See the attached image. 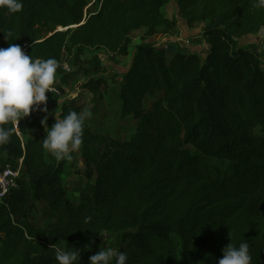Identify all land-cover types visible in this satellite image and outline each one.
Segmentation results:
<instances>
[{"label":"trees","instance_id":"trees-1","mask_svg":"<svg viewBox=\"0 0 264 264\" xmlns=\"http://www.w3.org/2000/svg\"><path fill=\"white\" fill-rule=\"evenodd\" d=\"M171 1L22 0L20 12L0 8V48L19 44L58 65L71 58L59 84L82 80L79 90L100 98L110 80L98 54L127 56L133 33L146 29L114 82L120 118L135 128L120 140L84 122L76 202L63 182L65 162L42 147L46 131L28 136L22 118L20 140L8 125L0 170L23 157L26 178L0 204V264H58L57 248L76 249L89 264L106 250L96 244L104 234L120 238L126 264H218L229 243L245 241L252 264H264V67L255 47L239 45L264 34V8L257 0H174L189 27L203 25L209 49L206 58L176 51L168 61L144 40L175 27L163 13ZM85 50L93 55L83 58ZM71 111L81 113L77 97L61 103L58 119Z\"/></svg>","mask_w":264,"mask_h":264},{"label":"clouds","instance_id":"clouds-1","mask_svg":"<svg viewBox=\"0 0 264 264\" xmlns=\"http://www.w3.org/2000/svg\"><path fill=\"white\" fill-rule=\"evenodd\" d=\"M257 7L264 8V0H257ZM0 8H6L12 13L22 11V0H0ZM6 41L13 39V33H4ZM58 63L54 58L33 59L25 53L19 44L9 43L7 48H0V145L9 142L14 131L10 124L18 126L19 121L31 112H48L46 93L52 91L57 82ZM44 105V107H40ZM92 115L90 109L82 114L69 112L64 118L57 119L49 128L42 147L50 152L56 160H72V153L79 150L83 144L84 122ZM44 117L42 123L46 121ZM91 217H85L88 223ZM223 251V257L218 264H252L249 244L241 242L238 246L229 243ZM59 264H78L80 252L55 250ZM127 253L114 248L99 250L89 257V264H126Z\"/></svg>","mask_w":264,"mask_h":264},{"label":"rangeland","instance_id":"rangeland-1","mask_svg":"<svg viewBox=\"0 0 264 264\" xmlns=\"http://www.w3.org/2000/svg\"><path fill=\"white\" fill-rule=\"evenodd\" d=\"M90 1L89 6L93 3L94 0ZM97 9V5H92L89 8L90 12H94ZM87 10V9H86ZM163 13L167 16L168 19L175 21V27L169 31L167 34L155 35L151 38H145V42L151 43L156 47L163 48L166 52V58L169 61L176 51H182L184 53H198L203 58H206L208 53V45L201 40L200 33L202 31L203 25L197 24L194 27H189L185 20H183L178 13L177 7L174 3V0L169 3ZM146 29H140L135 31L132 35V43L129 48L127 56L117 57L115 61L107 60L105 66L107 67L108 72L106 73L109 77L108 92L103 94L102 98L87 94L79 90L80 82L74 84L73 80L69 81L68 85L61 86L59 84L60 75L59 70L70 72V64L72 63L71 58H64L62 62L57 67V82L53 85L54 88H59L62 92L61 95L56 96L53 93L47 94V109L48 112L44 113L39 110L31 112L29 116L24 117V129L25 133L28 136H33L38 133V128L46 131H49V125L51 121H55V116L58 119V114L60 110V105L64 101H69L77 97V104L80 106L81 114L89 110L92 115L90 118H86L85 122L90 125L95 131L108 134L120 140H126L133 132L135 126L133 119L131 118H120L119 108L120 101L116 96V90H118V85H115L114 82H119L118 75L121 76L125 73L131 63L133 53L135 52V47L139 45L144 39V34ZM239 45L248 47H255V50L258 52L260 61L264 67V34L260 32L256 35H249L241 40H239ZM93 55L89 50H85V55L83 58H89ZM72 83V85H71ZM152 102V99L145 98V106H149ZM40 107H44L41 105ZM47 116L46 121L42 123L44 117ZM46 152L52 155L46 150ZM53 156V155H52ZM72 160H61L65 162L63 182L66 186L68 192V199L70 201L76 202L78 200L77 188L78 186H83L85 183V178L83 177V164L80 161L78 150L72 153ZM41 207L42 205L39 204ZM44 219L42 212H39V215L36 217L37 226H41ZM97 246H105V248H114L121 244L120 238L115 235L104 234L96 242ZM82 255L78 259V264H84L82 260ZM59 264V263H58Z\"/></svg>","mask_w":264,"mask_h":264},{"label":"built area","instance_id":"built-area-1","mask_svg":"<svg viewBox=\"0 0 264 264\" xmlns=\"http://www.w3.org/2000/svg\"><path fill=\"white\" fill-rule=\"evenodd\" d=\"M98 58L101 62L105 65L108 60V55L105 52H100L98 54ZM53 93L56 96L62 94L59 88L52 87V91L46 93L50 94ZM14 128L16 129V133L21 139V134L17 130V126L14 124ZM23 148V145L21 144ZM26 178V169L23 165V157L17 158L14 160L13 164H6L0 170V204L5 200L7 195L14 189H16L19 185V182L23 181Z\"/></svg>","mask_w":264,"mask_h":264},{"label":"water","instance_id":"water-1","mask_svg":"<svg viewBox=\"0 0 264 264\" xmlns=\"http://www.w3.org/2000/svg\"><path fill=\"white\" fill-rule=\"evenodd\" d=\"M69 28H74V27H69ZM67 28H65V29H61V28H58V30H66Z\"/></svg>","mask_w":264,"mask_h":264}]
</instances>
